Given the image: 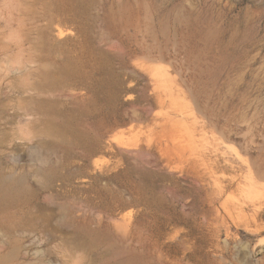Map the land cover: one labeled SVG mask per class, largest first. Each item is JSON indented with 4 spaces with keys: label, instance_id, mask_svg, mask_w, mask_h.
<instances>
[{
    "label": "rangeland",
    "instance_id": "obj_1",
    "mask_svg": "<svg viewBox=\"0 0 264 264\" xmlns=\"http://www.w3.org/2000/svg\"><path fill=\"white\" fill-rule=\"evenodd\" d=\"M0 264H264V0H0Z\"/></svg>",
    "mask_w": 264,
    "mask_h": 264
},
{
    "label": "bare ground",
    "instance_id": "obj_2",
    "mask_svg": "<svg viewBox=\"0 0 264 264\" xmlns=\"http://www.w3.org/2000/svg\"><path fill=\"white\" fill-rule=\"evenodd\" d=\"M60 35H61V33H60ZM163 105H165V104H163ZM184 109V108H183ZM184 113V112H183ZM183 119V118H182ZM189 163L190 164H192V165H196V164H198V161H196V160H191V158L189 157Z\"/></svg>",
    "mask_w": 264,
    "mask_h": 264
}]
</instances>
